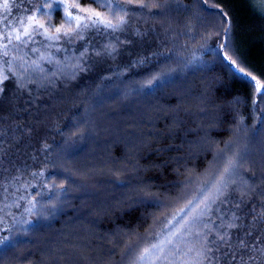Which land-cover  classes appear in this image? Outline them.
Segmentation results:
<instances>
[{
  "label": "trees",
  "instance_id": "16d2710c",
  "mask_svg": "<svg viewBox=\"0 0 264 264\" xmlns=\"http://www.w3.org/2000/svg\"><path fill=\"white\" fill-rule=\"evenodd\" d=\"M78 2L0 7V264H264V0Z\"/></svg>",
  "mask_w": 264,
  "mask_h": 264
},
{
  "label": "snow or ice",
  "instance_id": "6c2138e0",
  "mask_svg": "<svg viewBox=\"0 0 264 264\" xmlns=\"http://www.w3.org/2000/svg\"><path fill=\"white\" fill-rule=\"evenodd\" d=\"M94 2H97V0H94ZM56 3L59 4L63 8L64 16H65V23L68 25H72L74 23L75 27H69L65 29L64 25H61L60 27L55 28V33L56 34H49L48 29L45 27L43 23H40L35 16H29L28 19V24L27 26H23V36H28L30 37V29L32 28V25L35 24L38 28L44 29V35L46 38L51 39V40H58L60 39V33H63L64 36H72L75 35L79 38H83L81 35V30L82 29H88L90 27H95L96 25H103L106 28H112L113 30H116L117 28L120 27L123 23H125V20L123 17H118L117 23H113L112 19L106 18L104 14L100 11H96L94 9H89V8H81L78 0H73L72 3H64L63 0H56ZM99 6H104V5H99ZM143 6V5H141ZM0 7H2L5 11H8L10 9V4L9 0H3L2 3H0ZM51 7V5H49ZM70 9H79L80 12L82 13H87L86 16H81L79 14L74 15ZM23 23V22H21ZM14 38L16 40H22V35L20 32H16ZM9 40H11V36H9ZM5 48H7V45H4ZM4 56H7L8 53L5 51L3 53ZM225 59H228L227 54H225ZM35 63V62H33ZM233 65H235V61L231 62ZM240 72H243L244 70L241 68L239 69ZM158 78V77H154ZM8 79L6 75L0 74V83L3 82V80ZM253 80H255V77H252ZM256 89L262 96H264V91H261L264 89V84H262L259 81H256ZM2 91V89H0ZM233 167H235V163L232 160L228 161V165L225 167L224 171L227 173L229 172ZM219 190V189H218ZM191 203V202H189ZM261 219H264V212L261 213L260 215ZM195 219V217H194ZM228 228H235L237 225L234 223H229L227 225ZM228 234L225 232L223 235L219 236V239L221 241L227 242ZM170 243V241H168ZM4 243L3 239H0V244ZM241 246H244V242H240ZM152 249H156L158 251H163L162 245H153L152 248H147L144 249L143 253L140 255L139 259L143 261L151 252Z\"/></svg>",
  "mask_w": 264,
  "mask_h": 264
}]
</instances>
